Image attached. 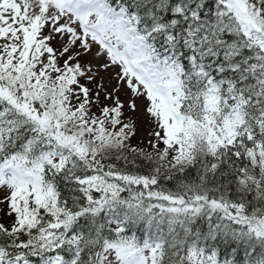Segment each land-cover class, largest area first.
<instances>
[{"label": "snow or ice", "instance_id": "6c2138e0", "mask_svg": "<svg viewBox=\"0 0 264 264\" xmlns=\"http://www.w3.org/2000/svg\"><path fill=\"white\" fill-rule=\"evenodd\" d=\"M0 264H264V0H0Z\"/></svg>", "mask_w": 264, "mask_h": 264}]
</instances>
